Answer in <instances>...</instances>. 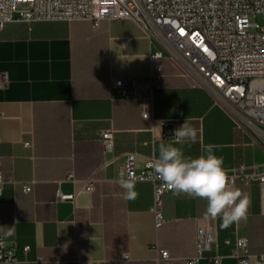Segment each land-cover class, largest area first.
Returning a JSON list of instances; mask_svg holds the SVG:
<instances>
[{
  "label": "crops",
  "instance_id": "obj_1",
  "mask_svg": "<svg viewBox=\"0 0 264 264\" xmlns=\"http://www.w3.org/2000/svg\"><path fill=\"white\" fill-rule=\"evenodd\" d=\"M154 50L128 18L94 28L15 14L0 28V72L9 80L0 88V170L6 177L0 233L14 249L16 264H80L124 253L131 261L121 264H153L159 247L170 251V264H185L198 228L215 239L199 264H213L218 256L222 264H238L232 255L236 237L248 238L252 264L264 254L263 186H234L248 194L250 207L247 219L227 228L220 217L207 215L206 200L172 191L164 196L165 222L157 229L151 182L135 181L138 197L124 198L117 181L125 155L135 153L140 169L146 157L158 158L160 143H173L174 130L187 119L197 139L174 145L186 157L206 155L211 146L226 169L264 164V149L237 131L206 91L193 88L166 59L153 60ZM153 62L164 67L161 88L154 91L155 122L143 118L141 106ZM117 79H125L137 97H121L113 87ZM107 129L115 130V143L105 153L101 133ZM90 180L94 189L86 191ZM25 183L31 192L23 191Z\"/></svg>",
  "mask_w": 264,
  "mask_h": 264
},
{
  "label": "built area",
  "instance_id": "obj_2",
  "mask_svg": "<svg viewBox=\"0 0 264 264\" xmlns=\"http://www.w3.org/2000/svg\"><path fill=\"white\" fill-rule=\"evenodd\" d=\"M28 21H85L94 28L111 19H132L155 46L153 60L166 59L177 75L190 81L193 88L206 91L233 121L234 128L248 135L264 149V0H0V28L13 21L15 14ZM127 40H123L124 45ZM156 58V59H155ZM163 64L153 62L151 87L141 97L142 116L155 122L154 91L161 88ZM0 72V88L8 83ZM114 89L123 98L137 97L125 79H117ZM166 139L167 135L164 134ZM105 153L114 149L115 130L102 131ZM27 146L29 143H25ZM157 157H146L140 169L136 154L125 155L123 178L153 184V213L157 229L163 227L164 196L172 192L150 166ZM1 164V160H0ZM228 170L232 186L258 184L264 187V164H239ZM6 177L0 170V195ZM25 193L31 185H22ZM94 189V181L83 186ZM73 195H61L70 199ZM213 234L198 228L194 253L185 264H199L214 242ZM26 250L29 247L25 248ZM232 255L238 264H252L250 244L246 237H236ZM222 256L211 258L222 264ZM170 251L159 247L153 264H170ZM128 253L114 260L80 259V264H121L130 262ZM14 249L0 233V264L19 263ZM264 264V254L256 256Z\"/></svg>",
  "mask_w": 264,
  "mask_h": 264
},
{
  "label": "clouds",
  "instance_id": "obj_3",
  "mask_svg": "<svg viewBox=\"0 0 264 264\" xmlns=\"http://www.w3.org/2000/svg\"><path fill=\"white\" fill-rule=\"evenodd\" d=\"M156 59V58H155ZM145 119H147V114ZM161 121L157 127H162ZM196 131L188 119L173 133V143L159 144V156L150 165L163 185L174 194H186L207 201V215L213 219L220 217L223 227L247 219L250 198L246 192L231 185L228 170L222 157L214 154L211 146L206 155L186 157L182 147L186 141L195 142ZM135 177L117 181L122 187L126 200H135L139 193L135 190Z\"/></svg>",
  "mask_w": 264,
  "mask_h": 264
},
{
  "label": "rangeland",
  "instance_id": "obj_4",
  "mask_svg": "<svg viewBox=\"0 0 264 264\" xmlns=\"http://www.w3.org/2000/svg\"><path fill=\"white\" fill-rule=\"evenodd\" d=\"M18 14V13H17ZM73 22H85V21H73Z\"/></svg>",
  "mask_w": 264,
  "mask_h": 264
}]
</instances>
